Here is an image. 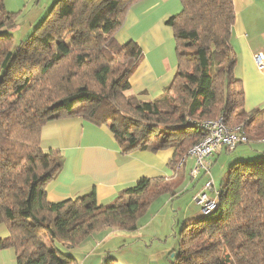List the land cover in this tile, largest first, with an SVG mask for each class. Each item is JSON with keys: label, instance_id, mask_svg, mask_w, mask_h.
I'll return each mask as SVG.
<instances>
[{"label": "trees", "instance_id": "1", "mask_svg": "<svg viewBox=\"0 0 264 264\" xmlns=\"http://www.w3.org/2000/svg\"><path fill=\"white\" fill-rule=\"evenodd\" d=\"M135 1L53 0L13 48L18 11L0 0V224L8 231L0 249H13L15 264H79L71 250L96 230H136L155 197L175 191L165 177H141L109 204L93 191L48 201L46 186L63 159L40 145L47 122L78 115L105 124L123 153L173 147L175 166L201 139L202 121L221 115L229 128L242 125L240 143L252 140L259 150L231 158L215 208L183 223L173 264H264V123L255 116L264 111H246L233 73V0H180L166 20L175 74L153 100L127 94L137 58L116 38Z\"/></svg>", "mask_w": 264, "mask_h": 264}, {"label": "crops", "instance_id": "2", "mask_svg": "<svg viewBox=\"0 0 264 264\" xmlns=\"http://www.w3.org/2000/svg\"><path fill=\"white\" fill-rule=\"evenodd\" d=\"M51 1L4 0V4L8 11L28 12L25 23L31 27ZM233 6L235 20L230 39L236 58L233 73L243 83L246 111H264V0H233ZM180 9V0H137L128 8L116 32L118 41L126 45L132 57L137 58L129 80L128 95L138 100H153L171 83L177 65L176 42L172 27L166 20ZM258 53L263 63L261 67L257 66L254 58ZM40 145L44 151H57L63 159L59 172L45 189L50 202L77 198L93 191L99 204H109L124 188L141 177L155 179L162 176L175 180V187L181 186L188 177L190 182L195 179L191 194L194 207L191 212L184 213L182 223L192 222L203 213L192 201V196L202 188L206 177L199 172L196 178H191L190 167L187 172L183 169L180 173L182 165L172 166L173 147L123 153L107 125H96L78 115L43 125ZM244 155L246 153L240 154ZM219 157L221 153H216L207 161L212 163ZM230 160L228 158L226 162ZM190 162L194 163L192 156ZM189 185L185 188L188 189ZM165 194L175 198L181 193ZM105 228L108 227L96 230L95 234L100 235ZM7 235L6 227L1 225L0 237ZM15 262L13 249H0V264Z\"/></svg>", "mask_w": 264, "mask_h": 264}, {"label": "rangeland", "instance_id": "3", "mask_svg": "<svg viewBox=\"0 0 264 264\" xmlns=\"http://www.w3.org/2000/svg\"><path fill=\"white\" fill-rule=\"evenodd\" d=\"M51 3L52 1L45 6V10L41 13L38 21L31 27L25 23L29 17L28 12H18L17 26L13 31L15 39L13 48H16L20 40H25L29 35L28 33L34 30L42 16L49 10ZM255 116L257 124L264 123L263 116ZM246 133L250 137L259 136L260 138V135H256V132L249 127L246 128ZM257 142H263V140ZM254 145L252 140L249 143H239L235 150L221 153V157L210 163V173L217 190L220 189L221 180L224 179L229 165H232L230 163L233 162L231 160L226 162V160L243 153H246L245 156L254 154V151L259 150ZM187 155L188 153L183 156L184 160H182V166L179 168L180 173L183 169L187 172L189 167H193L190 156ZM257 156L246 158H258ZM180 162L181 160L177 163V167L180 166ZM188 180L187 177L178 187H175V180L171 182L174 190L181 193L175 198H171L167 194L156 196L146 212L138 219L136 230H114L115 228L108 227L101 230L100 235H96L94 232L83 244L73 248L71 252L79 264H106L109 258L115 259L118 264H164L166 261H169L166 264H171L174 262L175 254L178 252L179 234L183 227L184 213L191 212L194 207L191 204V194L195 186V179L191 182ZM166 181H170V179L166 178ZM188 185L189 188L186 189L185 187Z\"/></svg>", "mask_w": 264, "mask_h": 264}, {"label": "built area", "instance_id": "4", "mask_svg": "<svg viewBox=\"0 0 264 264\" xmlns=\"http://www.w3.org/2000/svg\"><path fill=\"white\" fill-rule=\"evenodd\" d=\"M261 54H255L254 58L257 66L263 65L260 60ZM241 126L235 128H229L221 115L215 119H207L202 121L201 128L202 137L188 149L187 156L194 158L193 167L190 169V177L196 178L199 172H202L206 177V180L200 190H198L193 196L192 201L198 205L203 213H209L212 211L217 203L219 190L214 187V181L210 173V163L208 158L222 150L231 151L241 141L245 140V136L242 135ZM181 159L180 165L182 164Z\"/></svg>", "mask_w": 264, "mask_h": 264}]
</instances>
